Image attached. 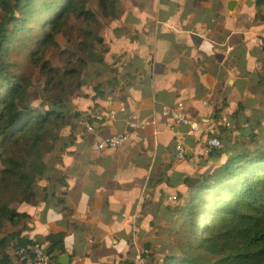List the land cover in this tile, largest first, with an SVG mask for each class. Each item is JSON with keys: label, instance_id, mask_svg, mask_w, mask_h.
I'll use <instances>...</instances> for the list:
<instances>
[{"label": "crops", "instance_id": "1", "mask_svg": "<svg viewBox=\"0 0 264 264\" xmlns=\"http://www.w3.org/2000/svg\"><path fill=\"white\" fill-rule=\"evenodd\" d=\"M246 1L236 0L231 11L230 0H129L124 14L113 23L114 39L105 41L107 63L97 66L98 74L89 70L84 76L90 78L91 89L80 95L88 103L98 84L104 90L103 101L111 97L127 103L126 113L96 123V135L127 130L133 112L158 120L163 104L175 105L180 100L186 102L188 115L198 119L207 132L217 125L216 109L226 107L231 90L252 93L256 103L251 117L264 126V70L259 74L255 69L256 61L264 59V49L258 48L261 55L251 65L259 80L250 70L238 69L241 61L236 56L242 47L253 49L250 39L258 46V36L264 35V19L247 18V12L242 16ZM262 10L260 7L259 12ZM246 18L258 22L254 29L243 24ZM231 78L234 83L229 84ZM237 110L245 124L244 107L239 105ZM166 122L163 118L161 129L157 123L141 135L146 152L93 150L77 127L70 128L74 134L64 135L46 155L48 172L36 182L37 198L24 208L32 219L31 204L41 206L45 235L67 232V264H128L135 257V250L128 253L127 246L134 225L140 244L152 241L154 246L164 237L174 246V237L166 233L173 214L167 209V198H176L185 186V176L196 172L198 162L193 158L202 142L188 139V157L178 161L176 144L185 137L186 127L168 128ZM186 162L191 166H181ZM208 167L202 166L198 174ZM55 208L57 217L52 215ZM31 232L26 226L25 235L39 240L45 236ZM119 241L120 248L116 247Z\"/></svg>", "mask_w": 264, "mask_h": 264}, {"label": "trees", "instance_id": "2", "mask_svg": "<svg viewBox=\"0 0 264 264\" xmlns=\"http://www.w3.org/2000/svg\"><path fill=\"white\" fill-rule=\"evenodd\" d=\"M128 2L97 0L101 16L108 20L104 24L89 8V0H0V264H19L14 251L30 243L24 229L32 214L24 206L37 198L36 182L49 169L46 155L63 134H74L72 129L65 133V128L79 127L88 144L94 138L82 120L103 105L104 90L95 86L96 95L88 103L80 97L88 81L84 76L90 68L107 63L105 41L114 39L113 23ZM256 4L263 8L264 0ZM263 11L252 16L254 20H263ZM72 18L78 22L73 24ZM58 35L72 45L64 50L63 66L48 58L52 48H60ZM15 50L25 51L40 68L44 81L40 96L31 91L33 77L14 69ZM224 109L214 120L226 115ZM158 116L161 129L165 117ZM229 118L235 127L221 133V146L202 153L196 172L185 176L184 188L176 198H167L173 214L166 233L174 237V247L155 252L158 264H264V126L250 116L245 117V126L238 110ZM166 127L172 128L168 121ZM144 132L136 135L139 140L133 136L115 150L146 152L140 142ZM201 136L189 139L197 142ZM205 165L209 167L198 174ZM66 237L67 232L60 230L40 239L52 254V264H61L60 257L70 252ZM129 243L128 253H133L132 238ZM127 262L134 264V259Z\"/></svg>", "mask_w": 264, "mask_h": 264}, {"label": "built area", "instance_id": "3", "mask_svg": "<svg viewBox=\"0 0 264 264\" xmlns=\"http://www.w3.org/2000/svg\"><path fill=\"white\" fill-rule=\"evenodd\" d=\"M258 44L263 50L264 37H258ZM255 69L259 73L264 70V59L256 61ZM206 102L207 101H205V103ZM126 112L127 103L124 99L107 97L100 109L98 108L96 110H92L85 116L82 120V124L85 126L86 132L88 134H94V138L90 142L91 149L103 150L107 148L123 147L133 135H137L151 126L156 127L158 123L155 117L148 118L140 113L133 112L129 116L127 130L104 136L95 134L97 127L96 123H102L109 117H116ZM158 112L167 119L168 123L172 127H186L185 137L179 139L176 144L175 157L178 161L185 159L188 155L189 138L194 139L199 134H202V153L207 155L212 148L221 146V133L223 131L227 132L232 130L235 127V123L229 118V116L223 115L218 119L215 128L209 129L205 132L200 121L188 115L186 102L184 100H180L175 105L163 104L162 108ZM244 125L247 126V123ZM170 198L174 199L173 196H170ZM132 239L133 244L135 245L134 264H158L154 254L156 251L160 250V248H163V245L160 242H157L154 246L140 244L137 240L135 225L133 227ZM166 250L170 252L169 248H166ZM14 253L19 264H52V254H50L42 246L40 240L35 237L31 238L30 243L27 246L18 247Z\"/></svg>", "mask_w": 264, "mask_h": 264}, {"label": "rangeland", "instance_id": "4", "mask_svg": "<svg viewBox=\"0 0 264 264\" xmlns=\"http://www.w3.org/2000/svg\"><path fill=\"white\" fill-rule=\"evenodd\" d=\"M245 5H247V8H245L243 10L245 15H243V12H242V16H246V12H247V13H249L247 15V18L249 16L255 17L256 13L259 12V10H260V7L256 4V2H253L251 0H247ZM88 6L90 9L97 12L100 20L103 21L104 24H106V19L103 18L100 14V9L98 7L97 0H89ZM263 9H264V6H263ZM254 10L256 11V13H254ZM247 18L242 21L243 24L246 25L247 27H249L250 29H254V27H256V25L258 24V22L249 21ZM241 19H242V17H241ZM253 20H254V18H253ZM77 22H78V19L72 18L73 24H76ZM77 33L79 34L80 30H78ZM260 36L261 35H259L258 37H260ZM73 39H76V35L73 36ZM58 41H59V47L60 48H57V49L52 48L50 50L48 58L53 60L55 65L63 66L67 62V54L64 53V50L66 48L71 49L72 45L70 42H68V39L62 35H58ZM249 46H254V47L252 50L251 49L247 50L246 49L247 47H242V48L238 49L236 56L241 61V65L238 67V69L250 70L252 77L256 80H259L258 74L253 72L251 65H252L253 61L261 55L260 51L258 50V48H260V46H259V44L257 46L255 41L252 39H250V41H249ZM12 59H13V62L15 63L14 69L18 73L33 77V79H32L33 85L31 86V91L35 96H40L41 92H42V87H43L44 81L42 79L43 78L42 72L40 71V68L37 66V64L35 62H33L27 56V53L25 51L15 50L12 54ZM90 70H93V72H94V73H92L90 71L91 74H98L97 71L99 69H98V67H97V69H96V67H93V68H90ZM95 70H97V71H95ZM89 82H90V78H88V83L86 85V89L83 92V94L90 92L91 87L89 86ZM80 97H84V96L80 95ZM114 99H116V98H114ZM255 103H256V101H255V99H253L252 93L250 91H248V90H244V91L231 90L229 95H228V103H227L224 111L226 114H228L230 116L233 112H235L239 108V105H242L244 107V111H245L242 118H243V120H245L246 116L251 117L252 114L254 113L253 110H254ZM70 128H72V127H66L64 132L65 133L69 132V130H71ZM78 132L80 133V131H78ZM63 135H66V134H63ZM202 149H203V145L200 143L198 145V151L193 158V160H194L193 162H199L201 160V156L203 155ZM191 164H192L191 162H186V163H182L181 166H191ZM1 167L2 166L0 164V168ZM31 207H33L34 216L32 219L28 220L27 226L31 229V231H32L31 233L33 235L43 237L45 235V230H44V225L46 222L45 215H43V213L41 214V206L38 205L36 202L33 203V205L31 204ZM52 215L56 216V217L59 215L58 208L54 209ZM159 241L164 247L169 248L170 250H172L174 247L171 243H169L168 240L164 239V237H161V239H159ZM151 243H152V241H150V244Z\"/></svg>", "mask_w": 264, "mask_h": 264}, {"label": "water", "instance_id": "5", "mask_svg": "<svg viewBox=\"0 0 264 264\" xmlns=\"http://www.w3.org/2000/svg\"><path fill=\"white\" fill-rule=\"evenodd\" d=\"M235 5H236V0H230V2L228 3V8H229L231 11H233ZM235 48H236V47H233V49H232L231 52L235 51ZM232 83H234V78H231V79L229 80V84H232ZM219 110H220V107H218V108L216 109V113H217V111H219ZM216 113H215V114H216ZM69 259H70V255L67 253V254H64L63 256H61L60 259H59V261H60L61 264H67V263H68L67 261H68Z\"/></svg>", "mask_w": 264, "mask_h": 264}]
</instances>
